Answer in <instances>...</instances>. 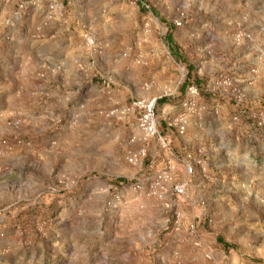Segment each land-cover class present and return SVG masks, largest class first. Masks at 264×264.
Here are the masks:
<instances>
[{
	"label": "rangeland",
	"instance_id": "obj_1",
	"mask_svg": "<svg viewBox=\"0 0 264 264\" xmlns=\"http://www.w3.org/2000/svg\"><path fill=\"white\" fill-rule=\"evenodd\" d=\"M168 26L202 81L178 116L157 107L186 74ZM24 27L28 44L52 42L53 27L60 42L25 84L48 87L36 129L1 122L0 264H264V0H0L6 43ZM142 100H155L164 145L123 112ZM172 159L189 177L199 168V186Z\"/></svg>",
	"mask_w": 264,
	"mask_h": 264
},
{
	"label": "crops",
	"instance_id": "obj_2",
	"mask_svg": "<svg viewBox=\"0 0 264 264\" xmlns=\"http://www.w3.org/2000/svg\"><path fill=\"white\" fill-rule=\"evenodd\" d=\"M51 30H53L50 32L51 38L53 39L52 42L45 40L31 41V44L27 43V38L30 34L28 27H24V34L27 35V37L24 38V42L19 37H15V34H12L11 31V33H9L7 36L9 39L6 43V40L3 38L4 31L0 33V80L2 81L0 82V99L2 97L5 99V102H7V104L2 109L0 108V127L1 125H4V123L1 124L2 120H6L11 116H23L24 118L22 123L24 124L25 122L29 124L31 130L36 129V119L33 117L36 115H41L43 112L42 107L45 103H47V99L44 98V92L45 88L48 87L45 86L46 83L44 84V80H42L40 85L33 86L34 88L32 91H29L27 88H25V84L27 82V78L31 77L30 74H33L35 70H43L44 68V65H41V61L38 58L42 57V54L44 55V53L47 52L45 51L44 44L53 45L55 43L58 46L60 42V31H58V29L55 27H53ZM70 35L71 32L65 36ZM64 64L67 65L66 61ZM53 77L54 75L51 76V78ZM12 103H15L18 107L14 108ZM28 103H31L29 108L30 112L25 106ZM170 103L171 104L164 105H167L169 108L167 112L171 113L172 116L180 115V111H182L181 104L178 105L172 101H170ZM207 109L210 110L209 108H206V110ZM35 111H37V113H34ZM204 113L205 111L202 112V114ZM187 116L188 115H184L182 117L186 118ZM176 133V130L166 129L163 134L167 137L168 142L170 143V148H172L174 151L185 149L186 143H188V141L185 139V137L175 135ZM182 146L185 148H181ZM169 165L171 174H177L179 171L183 172V177L185 176V180H187L189 183V189H193V183H195V186L197 187L199 186V182L203 180L202 176L200 175L201 173L199 168H195L194 174L189 177L186 175L187 171L185 172V170L183 171V169L177 167L175 160H170Z\"/></svg>",
	"mask_w": 264,
	"mask_h": 264
},
{
	"label": "built area",
	"instance_id": "obj_3",
	"mask_svg": "<svg viewBox=\"0 0 264 264\" xmlns=\"http://www.w3.org/2000/svg\"><path fill=\"white\" fill-rule=\"evenodd\" d=\"M86 43L88 45H92L93 41L89 37L86 38ZM197 96V89L193 86L188 87L187 92L185 94L184 99L182 100L181 106L183 108H187L192 110L194 107V102L193 100ZM124 113H138L137 117V124H138V129L142 133L143 137L145 139H150V138H158L161 143L164 145L165 140L162 139L159 135V132L157 130V125L155 122V100H142V101H137L131 103V106L128 109H125L123 111ZM177 123L179 126L177 127L178 133L183 134L184 133V123H185V118L181 117L180 119L177 120ZM144 156V151H140L138 153H130L128 157L126 158L128 163L130 164H136L138 162V159ZM185 170L188 173H192V167L191 165H185ZM162 176H158L156 185H160V180H162ZM173 190L176 191L177 193H182L184 191L183 186H177L175 185L173 187ZM194 229V227H191ZM194 246L198 248H202V242L201 241H195ZM204 257L207 260H212L211 253L209 251H205Z\"/></svg>",
	"mask_w": 264,
	"mask_h": 264
},
{
	"label": "trees",
	"instance_id": "obj_4",
	"mask_svg": "<svg viewBox=\"0 0 264 264\" xmlns=\"http://www.w3.org/2000/svg\"><path fill=\"white\" fill-rule=\"evenodd\" d=\"M172 30H173V27L168 26L167 32L165 35V44L167 45V48L171 52L173 58L177 62H181L185 65L186 74L183 78V81L181 82V84L178 86L176 90V95L169 99H160L157 102V107H161L170 101L172 102L179 101L180 99L183 98V96L185 95L186 89L190 85H194L199 90H201V87H202V81L195 75L194 68L191 65L187 64L185 58L180 54V52H178V49L171 38ZM173 99L175 100L173 101ZM120 180H117V182H119ZM120 182H122V180Z\"/></svg>",
	"mask_w": 264,
	"mask_h": 264
}]
</instances>
